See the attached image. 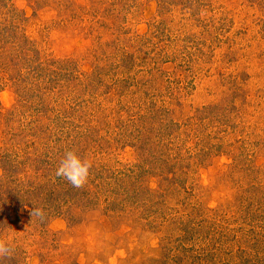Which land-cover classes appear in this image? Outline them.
I'll list each match as a JSON object with an SVG mask.
<instances>
[{"label":"rangeland","instance_id":"obj_1","mask_svg":"<svg viewBox=\"0 0 264 264\" xmlns=\"http://www.w3.org/2000/svg\"><path fill=\"white\" fill-rule=\"evenodd\" d=\"M5 20L0 264H264V0H0ZM70 150L83 188L17 193Z\"/></svg>","mask_w":264,"mask_h":264},{"label":"clouds","instance_id":"obj_2","mask_svg":"<svg viewBox=\"0 0 264 264\" xmlns=\"http://www.w3.org/2000/svg\"><path fill=\"white\" fill-rule=\"evenodd\" d=\"M91 168L92 162L90 160L82 159L75 151L70 150L65 153L55 175L58 178L67 180L75 188H82L88 182ZM29 215L31 219L33 217L43 218L46 213L44 209L33 206ZM13 251L11 241L0 239V259L11 257Z\"/></svg>","mask_w":264,"mask_h":264},{"label":"trees","instance_id":"obj_3","mask_svg":"<svg viewBox=\"0 0 264 264\" xmlns=\"http://www.w3.org/2000/svg\"><path fill=\"white\" fill-rule=\"evenodd\" d=\"M12 11V10H11ZM13 12V11H12ZM12 25H15V24H12ZM16 26V25H15ZM2 27V28H1ZM8 27H11L9 30H8ZM17 27V26H16ZM18 30L16 29V28H13L12 26H11V24H9L8 22H6V20L4 21V22H0V37L1 38H3V36H5V40H7V45L9 46L10 44H12L13 43V41L15 40V48L16 49H18V47H19V43H17L18 42V40L19 39H17L18 37H19V35H18V33L19 32H17ZM7 32V33H6ZM6 33V34H5ZM17 36V37H16ZM11 37H14V38H11ZM1 46V45H0ZM10 47H13V45L12 46H10ZM0 51L1 52H3V50H2V46L0 47ZM12 61V62H11ZM17 62H19V61H17ZM8 64L7 65H3V63L1 64L2 65V67H3V69H4V67H8L9 65H12V67H14L13 66V64L12 63H15V61L14 60H8V62H7ZM3 77V76H2ZM2 79V78H1ZM79 137V136H78ZM81 137H84V135H81L80 134V138ZM42 169V168H41ZM41 171V170H40ZM42 171H43V169H42ZM90 171H93V170H90ZM46 176L45 175H43V178H45ZM47 183L45 184V185H40V187H36V185H34V183H29L28 185H24V186H20L19 184H20V182H17V183H15L14 185H15V188H16V190H17V193H24V194H26L27 192H29V191H34L35 189H37V191H42V190H47V188H48V186L50 185V187H49V191H48V193H50V194H55L56 193V189H58V187H59V185H61V183L64 181L62 178H57V181L56 182H54V178H47V180H45ZM66 182H67V180H65ZM7 185H6V183L4 184L3 183V179L2 178H0V190H2V189H4V188H8V187H6ZM20 186V187H19ZM83 188V187H82ZM77 188H75V187H73L70 183H68L67 182V191H73V190H76ZM81 189V188H80ZM13 190H15V189H13ZM66 191V192H67ZM6 196H10V195H6ZM70 195H68V196H65V198H64V203H73V200H71V199H74L73 197L70 199V197H69ZM44 196H40V198L41 199H45V198H47V197H50V195H46L44 198H43ZM1 199H3L4 200V195H0V200ZM71 201V202H70ZM62 203V202H61ZM36 205H39V202L37 201L36 202V204H35V206ZM13 211H10L9 210V207H7L6 205H0V216L2 217L3 216V218H6L7 220H9V222H11L12 220H16L15 218L17 217V216H13V215H17L16 214V212H14V214L12 213Z\"/></svg>","mask_w":264,"mask_h":264}]
</instances>
